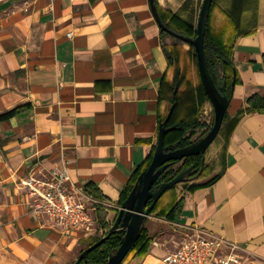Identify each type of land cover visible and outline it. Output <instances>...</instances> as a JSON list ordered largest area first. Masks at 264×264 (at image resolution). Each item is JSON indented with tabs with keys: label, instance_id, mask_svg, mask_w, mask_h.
<instances>
[{
	"label": "crops",
	"instance_id": "1",
	"mask_svg": "<svg viewBox=\"0 0 264 264\" xmlns=\"http://www.w3.org/2000/svg\"><path fill=\"white\" fill-rule=\"evenodd\" d=\"M156 1L197 31L204 0ZM214 2L211 26L234 43L239 82L203 169L162 196L145 224L150 252L124 264H167L188 226L239 243L242 264H264V111L253 108L264 96V0ZM174 80L150 0H0V264H74L106 233L102 212L114 225L154 158ZM55 167L99 193L94 235L30 212L21 180Z\"/></svg>",
	"mask_w": 264,
	"mask_h": 264
},
{
	"label": "trees",
	"instance_id": "2",
	"mask_svg": "<svg viewBox=\"0 0 264 264\" xmlns=\"http://www.w3.org/2000/svg\"><path fill=\"white\" fill-rule=\"evenodd\" d=\"M214 4L215 2H213L212 8L210 10L207 32L205 37L206 56L210 72L216 84L218 85V87H222L224 84H226V93L228 95L229 100L231 101L233 97V90L235 87L233 84L234 82L235 84L239 82L233 60L234 43L227 42L223 34H217L213 31L211 21ZM160 15L164 24L170 30L191 38H195L197 36V31L188 23L178 18L176 15L165 14L161 10ZM162 38L164 40L165 52L172 64V67L175 70V80L171 86V96L169 97L171 110L169 115L166 118L162 119L161 123L166 121L168 118L167 127L172 128V130L167 133L165 137V145L169 148V150H176L179 148L187 147L194 143L196 140L206 136L214 125V119L211 124H206L201 120V114L204 110L206 103L210 102V99L206 94L200 79L198 60L195 48L190 45V47L194 50V59L198 74V83L196 85H193L191 81L189 83V81L187 80L184 70L180 66L181 60L178 56V53L174 51V49L177 48L180 43L184 42L171 36L168 32H165L163 30ZM168 38L175 39V42L170 46L165 43L166 39ZM188 84H190V87ZM185 86L188 87V90L186 92H183L182 88ZM253 108L255 110L264 111V96H258V100L253 103ZM3 117H0V119ZM200 132L202 133L201 136L199 138H196V136ZM152 161L153 158L150 160L149 164L143 171L149 168ZM204 163L205 156L200 155L191 156L180 161H173L171 162L170 167L158 179L155 184V187L170 182L181 172L189 168H194V171L191 176H196L203 169ZM178 165L180 166L177 167ZM143 171L137 172L135 183H137L138 178ZM132 190L133 187L130 188L129 191L126 193L125 198L123 200V204L128 199ZM87 191L91 195L100 197L99 193L94 188L90 187L87 189ZM152 202L153 201H150L148 206H150ZM183 207L184 199H181L177 204L173 205L167 212H165L163 214V217L169 220H173L174 217L181 212ZM102 210L103 209H101V211ZM99 222L101 227L106 230V233L104 235L95 237L93 242L89 246L93 245L104 237H107V239L102 245H100L98 248L94 249L87 255L86 259L83 260L84 264H107L110 257L114 255L122 245V239L125 235V231L111 232L112 223L107 220V214L104 212L101 213ZM145 224L142 227V232L139 240L129 252L125 260L131 254H133L137 258H143L150 252L152 238L150 237L149 230ZM124 262L122 264H124Z\"/></svg>",
	"mask_w": 264,
	"mask_h": 264
},
{
	"label": "water",
	"instance_id": "3",
	"mask_svg": "<svg viewBox=\"0 0 264 264\" xmlns=\"http://www.w3.org/2000/svg\"><path fill=\"white\" fill-rule=\"evenodd\" d=\"M213 2L214 0L203 1L197 27V36L195 38H191L170 30L164 24L160 16L156 0H150L153 13L162 30L195 48L200 79L214 109V125L206 136L196 140L191 145L176 150H169V148L165 145V137L167 133L172 130V128L167 127L168 118L160 124L159 141L153 161L149 168L140 174L138 181L128 199L119 209L117 219L112 226L111 232L125 231V235L122 239L121 247L110 257L107 264H122L124 262L129 252L139 240L143 225L148 218L152 217V213L162 196L176 185L188 181L194 171V168L184 170L170 182L155 187L156 182L170 167L171 162L184 160L191 156H205L207 150L220 133L230 105V100L226 93V84L222 87H218L216 84L210 72L206 56L205 37L209 14ZM233 85L235 86V82ZM150 201L153 202L150 206H148ZM106 239L107 237H104L83 250L74 264H84L83 260L86 259L87 255L102 245Z\"/></svg>",
	"mask_w": 264,
	"mask_h": 264
},
{
	"label": "built area",
	"instance_id": "4",
	"mask_svg": "<svg viewBox=\"0 0 264 264\" xmlns=\"http://www.w3.org/2000/svg\"><path fill=\"white\" fill-rule=\"evenodd\" d=\"M29 210L40 222L64 233L94 235L98 223L94 212L100 204L84 188L77 187L67 168L48 174H32L21 180ZM167 256V264H242L239 243L202 227H186L182 240Z\"/></svg>",
	"mask_w": 264,
	"mask_h": 264
},
{
	"label": "rangeland",
	"instance_id": "5",
	"mask_svg": "<svg viewBox=\"0 0 264 264\" xmlns=\"http://www.w3.org/2000/svg\"><path fill=\"white\" fill-rule=\"evenodd\" d=\"M175 42V39L168 38L166 39L165 43L167 45H172ZM176 53H178V56L181 60L180 66L183 68L185 76L187 80L192 82L193 85H196L198 83V74H197V67L195 64L194 59V50L187 44V43H180V45L174 49ZM190 87V84H188ZM188 90V87H183L182 91L186 92ZM214 111L213 109L206 111L204 110L201 114V120L202 122L206 124H211L214 119ZM201 132L198 133L196 138H199L201 136ZM178 165L177 167H179ZM181 185V184H179ZM177 185V186H179ZM129 257V256H128Z\"/></svg>",
	"mask_w": 264,
	"mask_h": 264
}]
</instances>
